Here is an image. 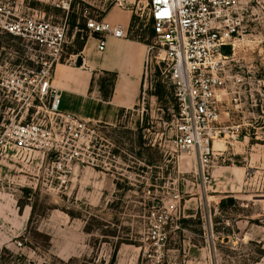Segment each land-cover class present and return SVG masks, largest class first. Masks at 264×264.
I'll list each match as a JSON object with an SVG mask.
<instances>
[{
  "label": "rangeland",
  "instance_id": "374dc122",
  "mask_svg": "<svg viewBox=\"0 0 264 264\" xmlns=\"http://www.w3.org/2000/svg\"><path fill=\"white\" fill-rule=\"evenodd\" d=\"M61 1L0 0V23L66 21L62 56L73 59L83 50L76 40L93 46L87 19L114 4L74 0L66 11ZM132 32L154 44L145 17ZM41 57L0 27V264H110L114 253L112 264H264V0L224 66L220 134L206 165L173 142L163 61L153 60L137 104L114 125L86 121L80 133L39 96ZM21 124L39 131L19 145L9 134Z\"/></svg>",
  "mask_w": 264,
  "mask_h": 264
},
{
  "label": "built area",
  "instance_id": "2783aa9c",
  "mask_svg": "<svg viewBox=\"0 0 264 264\" xmlns=\"http://www.w3.org/2000/svg\"><path fill=\"white\" fill-rule=\"evenodd\" d=\"M74 0H62L60 6L68 11ZM114 5L130 10L135 19L145 17L151 22L154 44L147 43L144 81L151 71L153 60L168 67V82L176 104L171 121L173 142L181 152L193 153L201 165L213 156V143L220 134V96L222 73L228 60L224 52L233 47L245 32V17L257 0H112ZM9 34L31 40L42 54L36 69L38 93L49 99L51 112L69 119L80 133L86 121L59 110L60 92L51 84L54 67L61 62L77 63V57L65 60L62 56L67 24L41 17H18L0 23ZM134 27V26H133ZM89 36H98V50L105 48V37L129 38L121 25L89 18L84 24ZM39 131L36 125H18L10 132L16 144L25 143L28 134ZM94 132V131H91ZM92 133H90L91 135ZM88 135V136H90ZM75 149L70 157H77ZM53 168V165H52ZM56 168L62 169L59 162ZM66 176V175H64ZM65 182V179H62Z\"/></svg>",
  "mask_w": 264,
  "mask_h": 264
},
{
  "label": "crops",
  "instance_id": "0c3cea01",
  "mask_svg": "<svg viewBox=\"0 0 264 264\" xmlns=\"http://www.w3.org/2000/svg\"><path fill=\"white\" fill-rule=\"evenodd\" d=\"M133 13L117 5L103 16L111 24L121 25L130 34ZM98 36L89 37L77 59L81 65L69 62L58 63L53 70L51 84L60 92V110L78 119L114 125L120 110L133 108L141 95L147 44L135 39L105 37L104 50H98ZM89 40V39H88ZM87 40V41H88ZM105 72L116 74L111 97L104 100L98 81Z\"/></svg>",
  "mask_w": 264,
  "mask_h": 264
},
{
  "label": "trees",
  "instance_id": "16d2710c",
  "mask_svg": "<svg viewBox=\"0 0 264 264\" xmlns=\"http://www.w3.org/2000/svg\"><path fill=\"white\" fill-rule=\"evenodd\" d=\"M134 21H135V17L133 16L132 17V23H131V29L134 26ZM135 39L147 44V42L144 41L143 39H140V38H135ZM76 43H78V51H81L83 49V46H84V41L79 43L78 40H76ZM224 52L227 55H230V48H226ZM156 73L158 74L159 72L156 70ZM115 78H116V74L111 73V72H105L104 76L99 78L98 86H99L101 96L104 100H108L111 97ZM159 95H160V92L157 91L155 93V96H159ZM175 109H176V104H175ZM122 113H123V110H120L119 117L121 116ZM138 143H139V146H142L143 141L141 140V137L138 138ZM148 164L154 165L153 161H148ZM115 254L116 253H114L112 255V259H111L110 264H112V262H114Z\"/></svg>",
  "mask_w": 264,
  "mask_h": 264
},
{
  "label": "water",
  "instance_id": "95a60500",
  "mask_svg": "<svg viewBox=\"0 0 264 264\" xmlns=\"http://www.w3.org/2000/svg\"><path fill=\"white\" fill-rule=\"evenodd\" d=\"M77 64L81 65V58L80 57L77 59Z\"/></svg>",
  "mask_w": 264,
  "mask_h": 264
}]
</instances>
